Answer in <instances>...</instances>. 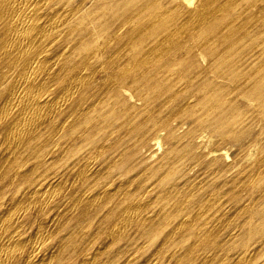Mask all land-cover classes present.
<instances>
[{
  "label": "bare ground",
  "instance_id": "1",
  "mask_svg": "<svg viewBox=\"0 0 264 264\" xmlns=\"http://www.w3.org/2000/svg\"><path fill=\"white\" fill-rule=\"evenodd\" d=\"M199 164L206 182L177 184ZM66 213L90 240L155 237L191 264L264 257V0H0V264L72 248L95 264L99 248L48 236Z\"/></svg>",
  "mask_w": 264,
  "mask_h": 264
},
{
  "label": "rangeland",
  "instance_id": "2",
  "mask_svg": "<svg viewBox=\"0 0 264 264\" xmlns=\"http://www.w3.org/2000/svg\"><path fill=\"white\" fill-rule=\"evenodd\" d=\"M93 1H95V0H93ZM91 2L92 1H88L87 7L90 5ZM189 123L190 122H188V124ZM188 124L186 123L185 127H187ZM185 129L186 128H179L175 132H173L175 136H177V137L180 136L178 139H175V140H176V142L180 141L182 145L185 143V139L182 138V135H183V132ZM204 130L207 133L212 134L211 135L212 142L209 145V149L217 150L218 153H220L221 151L224 153L226 150V153L229 155V158H228L229 160L227 162H230V160H232V159L238 160L240 158V152L238 150V147L235 144L233 145L230 142L222 141L218 135H216L215 133H212L210 131V129L207 127L204 128ZM260 130H261V126H257L254 129V133L257 131H260ZM164 137H166V136L164 135ZM164 137H163V139H164ZM164 142H165V148L164 149H166L167 148L166 140ZM151 155H152V158H149V159L144 158L145 160H148V161H146V164H143V167H145V169L148 168L150 166V164H152L160 156V151L157 152L151 146L146 147L145 153L143 154V157L144 156L149 157ZM55 158H56L55 153H53L52 155H50L49 158H47L48 166L50 165V162L52 163L50 165V168H51L50 170H52V173H49V175H48L49 178H50V176H52V174L56 173V171H57ZM210 159L211 158H207L204 163L208 162ZM24 161H25V164L23 167L24 170L34 166V163L32 161L26 163L25 159L22 160V162H24ZM201 165L202 164L195 165L193 170L190 171L189 174L184 178L181 177V179H179V177L178 178L176 177V180L179 181V183H177V184L182 183V181H184V180H186L192 184H200V182L202 180L206 182V180L203 179L202 174H201V171H202ZM44 167H43V165H41L40 168H36V171L34 172V177L31 175L30 178L27 177L26 179L27 180H29L31 178H34V180L38 179L36 181V183H38L40 179H42V178H44V176H46L45 175L46 173H44V172H46V169ZM22 171H23V169H22ZM148 196H151V195L148 194ZM247 198L248 197H244V194H241L238 197V200H240V204L243 205L244 203H246L245 201L247 200ZM254 202H256V204H257L258 200L254 199ZM232 213H233V211L230 210V212H228V215H231ZM240 218H242V217L236 216V220H239ZM70 220L73 222V224ZM236 220H234V221H236ZM69 221L71 223H69ZM43 222H44V220H43ZM25 225H26L25 223L22 224V227L19 228V232H25L29 235H33L35 233V229H36L35 225L31 226V227H28L27 225L26 226ZM75 225H76L75 221H74V219H72V214L66 213V215H64V216L62 215V219L60 220L58 226H56L55 228H53L51 226L49 229H47L49 231L48 236L51 233L56 234L57 236L58 235H68V233H69V236H70L69 239L73 243L79 242L80 244L77 247H79V248L82 247V249H86L85 252H89L93 248H99V252H97L98 254H96V263L95 264H122L124 262H126L127 264H161V263L162 264H191L192 263L191 261H189V258H185L184 252H181L182 250H180L178 252L179 254L176 253L174 255V257L171 258V256L165 252L166 248L169 247L171 250H176L175 249L176 245L170 244V243L163 245L162 243H160L159 239H157L155 237L148 236V237L139 238V239H136L134 243H127L126 240H122V239H118L115 242V241H112L111 238L106 236L105 233L101 232L98 237L94 238L95 240L94 239L90 240L91 236L89 237V233L86 236H83L80 232H78ZM72 226H74V227H72ZM43 227H44V225H43ZM98 230L103 231L102 228L98 229L96 226L87 228L88 232L89 231L94 232V231H98ZM168 230H170V227L165 228V229L164 228L160 229V231H158L157 237H161L163 235V233L167 232ZM70 231H72V232H70ZM70 234H72L73 236H71ZM130 234L132 236L135 235V237L137 235L135 233V230L134 231L131 230ZM86 237H88V238H86ZM46 238H47L46 243L49 245V248L44 249L47 246L46 245L43 248L44 250L42 249L38 253V256L36 257L37 260L42 254H44V256H45V253H46V255L50 254L51 251H54V249L56 248V244H54L52 242V240H50L48 237H46ZM81 239H83L85 241L83 242V241H81ZM144 244H145V246H144ZM149 246H151V247H149ZM101 247H102V249H101ZM72 249H75V248H72ZM72 249L65 252V254L63 256L54 257L53 260H51L52 262L50 264H87L86 261H84L83 259H82L83 263H81L80 262L81 261L80 256L73 254L74 250H72ZM25 251L26 252L24 254L27 253L28 249H26ZM222 254L223 253H221V255ZM136 255H138V256H136ZM70 256L72 258H70ZM60 257H62V258L60 259ZM144 258H146V259H144ZM175 258H178V259H175ZM263 258L264 257L262 256V258H260L255 264H261ZM198 259H200V258L198 257L196 260H198ZM125 260H127V261H125ZM209 264H222V262H220V260H218V259H215V257H210Z\"/></svg>",
  "mask_w": 264,
  "mask_h": 264
}]
</instances>
